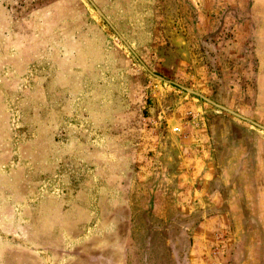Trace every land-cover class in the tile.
Listing matches in <instances>:
<instances>
[{
  "label": "rangeland",
  "instance_id": "374dc122",
  "mask_svg": "<svg viewBox=\"0 0 264 264\" xmlns=\"http://www.w3.org/2000/svg\"><path fill=\"white\" fill-rule=\"evenodd\" d=\"M92 1L129 47L0 0V264H264V130L179 87L264 126V0Z\"/></svg>",
  "mask_w": 264,
  "mask_h": 264
},
{
  "label": "water",
  "instance_id": "95a60500",
  "mask_svg": "<svg viewBox=\"0 0 264 264\" xmlns=\"http://www.w3.org/2000/svg\"><path fill=\"white\" fill-rule=\"evenodd\" d=\"M90 2H91V4L94 6V8L96 9V11L98 12V14L109 24V26L114 30V31H116L115 30V28L113 27V25L109 22V20L107 19V17L103 14V12L93 3V1L92 0H89ZM116 33L119 35V37L121 38V40L129 47V45L127 44V42L125 41V39L116 31ZM150 73H153V72H151L150 71ZM155 77H157V78H159V79H161V80H164V78H162V77H160V76H158V75H155V74H153ZM170 83H173V82H170ZM181 89H183L184 91H186L187 93H189V94H191V95H194V96H197V97H199L200 99H202V100H204V101H206L207 103H209V104H211V105H213V106H215L216 108H218V109H220V110H222V111H224V112H226V113H228V114H231V115H233V116H235V117H237V118H239V119H241V120H243V121H246V122H248V123H250V124H252V125H254V126H256L257 128H259V129H262V130H264V126L263 125H261V124H259V123H257V122H255V121H253V120H251V119H249V118H247L246 116H243V115H241V114H239V113H237V112H235V111H233V110H231V109H229V108H227V107H225V106H223V105H221V104H218V103H216V102H214L213 100H211V99H209V98H207V97H205L204 95H202V94H200V93H198V92H196V91H194V90H192V89H190V88H187V87H184V86H179Z\"/></svg>",
  "mask_w": 264,
  "mask_h": 264
},
{
  "label": "built area",
  "instance_id": "2783aa9c",
  "mask_svg": "<svg viewBox=\"0 0 264 264\" xmlns=\"http://www.w3.org/2000/svg\"><path fill=\"white\" fill-rule=\"evenodd\" d=\"M180 130H181L180 128H176V129H175V132H176V133H179Z\"/></svg>",
  "mask_w": 264,
  "mask_h": 264
}]
</instances>
